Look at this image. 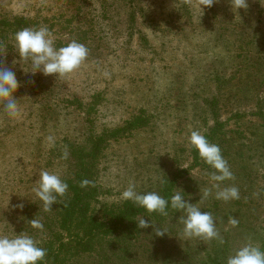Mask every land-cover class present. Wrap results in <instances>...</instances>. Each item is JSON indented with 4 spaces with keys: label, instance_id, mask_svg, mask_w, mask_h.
<instances>
[{
    "label": "rangeland",
    "instance_id": "1",
    "mask_svg": "<svg viewBox=\"0 0 264 264\" xmlns=\"http://www.w3.org/2000/svg\"><path fill=\"white\" fill-rule=\"evenodd\" d=\"M244 2L237 9V0L211 7L207 0H0V18L36 21L54 41H69L61 34L72 21L74 30L93 29L92 51L102 46L101 56L88 52L70 74L36 73L37 83L25 77L24 63L0 65L16 74L21 111L38 108L23 103L35 100L33 90L60 103L48 119L9 118L0 105V235H31L47 250L45 264H226L247 242L264 250V0ZM194 130L219 145L233 174L221 187H237L238 200L199 201L213 170L188 143ZM78 153L93 158L83 167L92 199L67 234L59 225L67 211L59 208L68 191L45 212L32 190L41 171L71 180ZM130 182L138 193L182 190L212 214L220 239H185L183 213L170 207L111 227L126 205L138 207L121 199ZM141 218L150 226L139 228ZM98 220L100 233L85 238Z\"/></svg>",
    "mask_w": 264,
    "mask_h": 264
},
{
    "label": "clouds",
    "instance_id": "2",
    "mask_svg": "<svg viewBox=\"0 0 264 264\" xmlns=\"http://www.w3.org/2000/svg\"><path fill=\"white\" fill-rule=\"evenodd\" d=\"M213 0H207V7H211ZM244 0H237V9L244 8ZM13 48L20 60L28 61L35 75L41 73L44 76H64L79 69L88 56L87 47L75 40L65 46L56 47L54 38L47 26L27 27L13 34ZM107 76V73H105ZM20 87L15 72L8 68L0 67V105L9 118H17L21 115L20 106L14 93ZM50 146H54V138H47ZM188 143L196 151L197 156L213 171L209 174L212 182L211 188L203 191L199 201L213 196L214 199L229 202L238 200L239 190L235 186L221 187L224 181L231 180L233 174L224 159L219 145L211 143L206 136L199 131H192ZM67 151L64 158H67ZM83 181L82 184H87ZM36 187L32 190L38 201L41 202L45 212L51 211V205L57 203V198L62 197L68 191V184L58 173L41 171L39 178L35 180ZM136 184L130 182L121 193V199L131 201L147 213H159L167 215L170 207L176 212H182L180 217L183 224L182 235L185 239L216 240L220 239V233L216 228V222L208 211H201L198 203H189L184 199L182 190L165 199L157 192L138 193ZM215 190V191H213ZM21 209L23 205H19ZM229 223L235 227L239 221L231 218ZM34 229L42 230L43 224L38 220H31ZM149 221L141 218L139 228L149 227ZM165 232L158 230L156 234ZM223 243V241H220ZM47 250L39 246V242L27 233L20 232L12 236L0 235V264H45ZM226 264H264V250L257 244L247 242L230 255Z\"/></svg>",
    "mask_w": 264,
    "mask_h": 264
},
{
    "label": "trees",
    "instance_id": "3",
    "mask_svg": "<svg viewBox=\"0 0 264 264\" xmlns=\"http://www.w3.org/2000/svg\"><path fill=\"white\" fill-rule=\"evenodd\" d=\"M108 11L109 10H107L106 8L105 13L109 14ZM90 19L92 20L90 23H92L94 20L92 17ZM106 21H109L108 25L106 24L107 30L109 31L112 30L113 27L110 26L111 19L110 20L107 19ZM54 22L56 21L54 20ZM38 26H41V24H39L36 21L30 20L28 18H24V17L0 18V65L6 62H10L12 61L11 59H13L16 62L24 63L26 68H29L30 66V69L32 71L30 62L24 61V60L19 61V57L14 52L13 34L16 31L23 29V28L38 27ZM65 27H66V34H61V35L64 37H67L69 41H61L62 40L61 38H56L55 40L56 47L65 46L69 42L75 40L79 43L84 44L87 47L90 57L94 58L96 56H101L100 49H102V46L99 45L97 49H93L92 51L91 45L88 43V42H91V40H93V37H94L93 29L90 28V30L86 29L85 31L78 30V29L74 30L72 27V21L71 22L66 21ZM117 30L118 29H116V31ZM87 34L89 35L93 34V36L85 37ZM99 58H96V59H99ZM32 76H36V75L27 73L25 77L29 78L28 79L29 81H34L35 83H37L38 81L35 79L33 80ZM31 88L32 87H30L29 89ZM33 91L34 92H31V93L35 97V100L30 101V102L24 101L23 103H27V104L30 103V105L32 106L38 105V108H36L34 112L31 111V113L27 112L28 110H23L21 112L22 113L27 112L30 115L29 117L31 118H34L36 115H43V116H47V119H48L49 116L53 115V111H51V109L55 105H60L59 101L55 97L51 98L50 94L47 93L49 91L45 93H39V92L37 93L36 90H33ZM74 102L76 103V105H79V106L82 105L77 99H75ZM80 150L82 151V149ZM92 160L93 158L90 155L83 156L78 153L77 160H74L75 162L74 175L72 176L71 180H68V182L65 181L68 184L67 198L63 200L65 205L61 202L62 204L60 205L59 209H65L67 211V217H63V216L60 217L59 225H61V229L64 230V232H66L67 234L70 231L67 225L74 223L76 221L75 217L77 218L82 215V210L84 208H88L90 200L92 199L91 198L92 195H90V193H92L91 192L92 190L90 189L89 184L88 183L82 184L83 181L89 182L91 179L88 172L83 170V167L85 168L89 166ZM170 195L171 194L169 192V189L162 190V197H164L165 199H170L171 198ZM142 212L145 213L146 211L143 208L135 207L133 204H128L123 210H121L117 214V216H114V218H111V220L109 221V225H111V227L117 226L120 224V222L118 221L119 219L120 221L122 218L123 220L131 219V218L136 217L137 215H140ZM93 224L95 226H100V227H97V229L95 230L94 229L90 230V233L86 235L85 238L93 239L94 235L92 233L93 232L100 233V230L102 229V227H104L105 223L104 221L98 220L97 222H94ZM58 241H59L58 243L60 244V247H63L64 244L63 242H61L62 238L59 237Z\"/></svg>",
    "mask_w": 264,
    "mask_h": 264
}]
</instances>
